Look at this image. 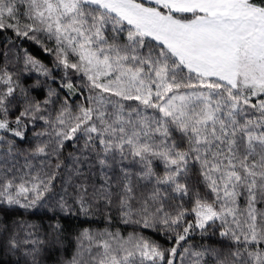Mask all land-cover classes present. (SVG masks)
<instances>
[{
  "label": "snow or ice",
  "instance_id": "6c2138e0",
  "mask_svg": "<svg viewBox=\"0 0 264 264\" xmlns=\"http://www.w3.org/2000/svg\"><path fill=\"white\" fill-rule=\"evenodd\" d=\"M0 264H264V0H0Z\"/></svg>",
  "mask_w": 264,
  "mask_h": 264
}]
</instances>
